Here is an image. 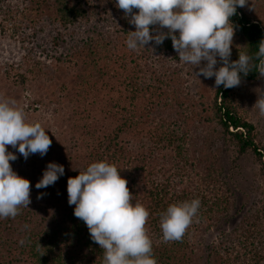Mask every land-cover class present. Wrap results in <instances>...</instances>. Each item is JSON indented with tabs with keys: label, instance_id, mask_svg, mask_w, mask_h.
<instances>
[{
	"label": "rangeland",
	"instance_id": "374dc122",
	"mask_svg": "<svg viewBox=\"0 0 264 264\" xmlns=\"http://www.w3.org/2000/svg\"><path fill=\"white\" fill-rule=\"evenodd\" d=\"M80 1L85 18L74 28L64 29L55 16L54 0H0V99L15 100L27 121L41 123L52 140L46 155L30 154L27 160L8 146L17 156L10 161L13 171L38 183L47 165L56 163L64 167L66 179L70 163L75 162L76 172L85 170L95 140L104 143L114 134L126 148L149 153L152 147L151 154L165 166L185 159L187 168L206 175L197 186L198 195L207 194V199L200 200L201 206L212 212L205 219L198 212L183 244L165 242L162 231L150 234L158 245H154L155 252L168 251L161 257L162 263L172 264V259L166 261L172 255L174 264H264V172L252 153L238 154L228 138L217 132L211 114L215 78L196 77L195 66L179 62L175 51L163 50L154 42L128 49V32L135 27L115 6L116 0ZM241 9L264 27V0H248ZM104 36L108 46L118 42V48L109 46L103 52ZM88 39L97 43V55L104 56L108 65L112 63L122 80L136 84L118 91L124 96H119L120 104L124 102L127 110L138 113L120 126V114L108 111L110 100L104 88L99 87L93 96L83 92L81 82L97 78L95 72L88 74L93 63L84 46ZM240 47L234 34L231 50ZM109 53L114 55L109 57ZM151 70L159 75L163 95L144 96L138 90L149 87ZM258 88L264 89V77L242 83L233 103L254 125L255 140L264 146V117L252 109ZM116 124L121 133L117 134ZM88 131L91 135L87 136ZM197 224L202 229L190 232Z\"/></svg>",
	"mask_w": 264,
	"mask_h": 264
},
{
	"label": "clouds",
	"instance_id": "9594fccd",
	"mask_svg": "<svg viewBox=\"0 0 264 264\" xmlns=\"http://www.w3.org/2000/svg\"><path fill=\"white\" fill-rule=\"evenodd\" d=\"M248 0H116L135 31L128 32L127 48H145L150 42L161 45L170 38L179 62L195 66L196 77L215 78V86L230 89L240 85L241 73L255 71L264 77V39L250 55L238 52L231 61L234 26L230 18ZM134 9L137 10L134 12ZM167 29L164 32L162 29ZM245 47V46H244ZM219 58V60L217 59ZM220 64L217 68V65ZM252 109L264 117V89H256ZM52 140L39 122H29L15 100L0 99V219L15 218L31 203L30 181L13 171L10 161L25 160L30 154H47ZM64 167L49 163L37 189L54 185L64 175ZM79 175L68 178V204L74 216L87 226L91 240L103 250L102 264H157L152 240L146 230L149 212L133 195L114 164L91 163ZM41 197L38 196V199ZM199 199L170 204L159 214V227L165 242L180 241L196 221ZM29 226L25 225L27 229ZM21 239L19 243L24 244Z\"/></svg>",
	"mask_w": 264,
	"mask_h": 264
},
{
	"label": "trees",
	"instance_id": "16d2710c",
	"mask_svg": "<svg viewBox=\"0 0 264 264\" xmlns=\"http://www.w3.org/2000/svg\"><path fill=\"white\" fill-rule=\"evenodd\" d=\"M54 12L60 24L59 27L64 29L74 28L86 16V10L80 0H54ZM230 21L234 26L235 35L241 42L239 49L231 50V61L238 59V52H247L250 55L257 52L259 42L264 39V27L251 20L241 7H237L236 14L230 18ZM58 37L61 38V36ZM102 38L103 44L101 43L100 49L103 52L106 48L109 49V46L118 48V42L108 46L105 36ZM54 42L58 44L56 39ZM96 44H93L91 39L84 41L86 53L88 54L89 51V57L93 61L88 74L91 76L90 74L95 72L97 78L94 82L90 80L86 82L84 79L81 82L85 86L83 92L87 93V96H93L99 87L104 88L108 95L107 98L110 100L107 105L108 111L114 115L120 114L117 118L120 126L122 122L133 119L138 113L127 110L123 105L124 102L120 104L119 96H123V93L120 94L118 91L123 89L124 92L127 89H132L130 86H136V84L131 83L130 79L129 83L125 78L122 80V75L119 71H115L114 65L112 63L108 65L107 62L105 63L104 56L97 55L99 53H97L96 47L98 45ZM161 47L166 51H174L170 38H167ZM92 50H95V53H92ZM77 53L81 54L82 51L79 50ZM113 55L114 53H109V57ZM217 59L219 60V58ZM219 66L222 65L218 64L217 68ZM154 71H150L151 79L149 80L152 82H149V87L144 85L138 89L144 96L147 94L150 97H155L164 94L161 90L163 87L159 75H153ZM240 75L241 83L239 86L230 89L224 88L223 85L216 87L211 104L212 120L219 128L217 132L225 139L228 138L229 142L235 146L238 154L252 153L256 162L260 164V169L264 172V146L255 140L254 125L238 113L233 103V96L240 89L242 83L254 82L260 77L255 71L250 72L247 76L242 73ZM114 92L116 95L113 94ZM121 98L123 99L124 96ZM123 113L126 114L123 115ZM128 122L129 128H132V121ZM118 125L116 127L117 134L121 133ZM85 128L87 127L83 124V130ZM135 129L136 126L132 130ZM76 130H78L77 127ZM123 131L126 133L129 130L123 129ZM88 135H91L89 131ZM114 135L109 136L104 143L95 140L86 166L94 162H107L117 167L121 177L128 182L127 187L133 195L132 202L141 203L149 212L145 226L149 237L150 234L161 231L159 214L166 211L170 204L197 198L199 200L208 198L206 193L204 196L198 195L199 190L197 188L204 181L206 175L203 176V173L195 172L193 168H187L185 166L188 163L187 160L182 159L183 162H176L173 165L166 163L165 166L160 164L155 155L151 154L152 147L149 153L126 148L118 140V135ZM132 138L135 137L132 136ZM74 163L69 165L68 178H75L79 175V172H76L77 169L73 168ZM68 178L65 179L60 176L54 185L42 189H37L35 187L37 182L34 179H29L31 184L29 208L22 207L20 214L14 219H0V242L3 243L0 246V264H102L103 250L91 240L89 230L84 222L74 216L75 206L68 204ZM38 196L41 198L38 199ZM208 210V207L206 209L205 206H200V216H204L200 217L201 219H205L212 212ZM25 225L29 227L25 229ZM195 229L201 230L202 227L197 224L190 232L193 233ZM150 238L152 249H154V238L152 239V235ZM21 239L25 241L23 245L19 243ZM184 239L186 238L183 237L182 240L178 241L177 245L183 244ZM157 252L153 250V256L157 264H163L161 257H164L168 251ZM88 258L94 259L89 261ZM171 259L172 264H174L172 255L166 261Z\"/></svg>",
	"mask_w": 264,
	"mask_h": 264
}]
</instances>
